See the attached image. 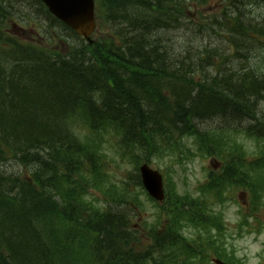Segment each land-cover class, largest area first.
<instances>
[{
  "label": "bare ground",
  "instance_id": "6f19581e",
  "mask_svg": "<svg viewBox=\"0 0 264 264\" xmlns=\"http://www.w3.org/2000/svg\"><path fill=\"white\" fill-rule=\"evenodd\" d=\"M115 1L109 0L110 5ZM127 1L120 0V3L126 5ZM134 1V10L116 6L117 13L107 20L112 31L123 21L130 20H134V30L145 28L134 31L137 40L157 37L161 31L193 29V22L173 0ZM28 3L27 0H13V8L22 11ZM210 3L211 0H197L200 12ZM31 4L38 6L35 2ZM255 19L264 26V12L256 10ZM227 36L222 40L224 46L238 43L231 35ZM203 47L223 56L214 46ZM150 50L154 54L151 60H147L152 56L149 48L145 42H140L132 43L123 55L85 53L72 65L38 61L41 68L37 76L49 88L50 97L41 98L40 94H35L30 100L26 89L10 95L1 92L0 129L16 149V157L8 162L0 155V264H61L63 257L67 259L66 264L75 263L79 252L84 250L86 256L90 255L96 242L109 239V247L117 248L115 239L127 232L124 214L113 213L109 219L102 217L91 223L95 232L89 234L72 211L63 213L55 205L51 194L45 196L42 192L38 197L23 182L26 168L48 178L70 152L78 151L79 156H86V151L78 144L80 129L74 124L79 117L89 114L94 126L104 127L120 116L118 108L124 107L122 112L127 115L124 122L133 138L149 125L170 124L173 110H178L183 117L207 115L208 120L216 122L247 119L253 114L246 99L232 100L222 93L217 77L207 76L202 84L193 82L191 73L184 71L178 58L186 52L179 51L174 44L160 41ZM110 86L122 87L115 89L120 91L118 102L110 108L107 102L100 100H97L100 106L96 111L84 107L80 95L74 94L76 91L88 94L92 89L95 99L94 89ZM52 97L57 99L53 101ZM10 99L23 104H12ZM232 105L237 106L228 110ZM252 120L256 127L264 128V117L255 116ZM227 127L231 129V123H227ZM53 183L51 175L48 185ZM112 194L118 192L113 190ZM69 225L79 226L80 230L71 229ZM123 239L127 243L132 237L124 236Z\"/></svg>",
  "mask_w": 264,
  "mask_h": 264
},
{
  "label": "trees",
  "instance_id": "16d2710c",
  "mask_svg": "<svg viewBox=\"0 0 264 264\" xmlns=\"http://www.w3.org/2000/svg\"><path fill=\"white\" fill-rule=\"evenodd\" d=\"M130 1L131 4H129ZM194 1L197 3V0ZM258 3L264 4V0H247L248 8ZM104 5L106 6V9L114 15L117 13L115 11L117 5H123L124 7H129L134 10L136 2L134 0H128L126 5H124V3H120V0H116L114 4H111V6L109 0H105ZM176 5L179 6L184 13L186 12L187 4L182 5L178 2ZM223 13L225 14L227 20H232L233 22L230 34L232 35L237 33L239 36V38H237L238 43H233V45L235 46V50L238 51V55L241 60L246 59V61H248L250 58H253L257 59L258 63H256L257 65H254L250 70H243V74H241L238 70L232 71L229 77L221 74L229 83L221 81L220 74H217L214 77L218 78L216 82H218L221 91L225 96L232 100L246 99L245 102L250 103L253 108L254 103H257L264 96V42L260 37L252 39L249 36L248 30L242 28L240 29L241 24L238 20V14L230 17L227 12ZM245 16L250 18L251 22H253V18L250 16L249 12H247ZM134 29L133 21L131 20L123 21V23L116 29L118 35L122 34L121 38L124 37V34L131 35V39L127 40V43L123 44L121 50L118 52V55H123L125 51L130 49L132 43L135 45L140 42H145L149 48L150 54L152 53V56L148 57L147 60H151L154 54L150 50V47L153 44L160 41L167 44H174L170 37L166 36L168 31L159 32L157 37H144L140 38L143 40H137L134 38L136 36L134 31L145 28L138 27L136 30ZM215 31L218 33L220 32L219 29H215ZM206 32L208 31L206 30ZM110 41L112 47L119 48V46L115 43V40L111 39ZM104 46L105 44L98 43L99 50H105ZM7 52H10V50ZM17 53V56L14 57L17 60L15 64H13V60L10 55L0 59V67H5L4 70L1 68L3 72H0V96L1 92H9L10 95L12 92H18L26 89L30 94V100L35 97V94H40L41 98L44 97L42 94L43 89L45 88L46 91H49V88L38 79L37 72L41 68L38 65V61L43 62L50 59L41 57L30 68V66L24 61L23 56L25 50L22 48ZM78 59L79 58H74L71 62H59L72 65L76 63ZM193 65V60L189 59L184 65V71L190 72L192 75ZM10 66H12L11 70H9ZM192 81L197 83L193 76ZM117 88L122 87H116L115 89ZM9 89L11 90L9 91ZM98 89L101 91L102 103L107 102L109 104V108L117 104L120 91L115 90L114 87L111 86L106 88L100 87L94 89L93 91L95 92ZM88 92L92 93V89H89ZM74 94L80 95L81 103H85L84 98L88 94L81 93L80 91H76ZM116 95L117 98L115 97ZM88 97L90 98V95H88ZM55 99L57 98L52 97L53 101ZM52 100L50 98V101L56 105V102H53ZM10 102L12 104L17 103L18 105L23 104L14 99H10ZM234 106L237 105L230 106L228 110H232L231 108ZM122 109L118 108L120 116L114 117L111 122L116 125L118 130L128 132V126L124 122L127 115L122 112ZM172 115L174 118L170 123L174 124L175 120L178 119L183 123L184 128L187 130H191L192 118L197 119V117L194 116L185 117V115L183 117L178 110H173ZM147 127L145 130H140V134L143 133L145 135ZM78 144L86 151V156H79L78 151L70 152L68 158L59 162L52 171L51 175L54 176L53 184L48 185V183L51 182V175L48 178L45 176H39L35 173V171H33V169L26 168L31 172V179L23 178L25 186L30 188L32 193L38 197L42 192L45 193V196L47 193L51 194L54 197L55 205H58L63 213L72 211L79 218L81 224H83L89 234H93L95 232L90 226L94 221L102 217L109 219L113 213H122L125 216L123 224L127 230L123 237L131 236L132 239L127 243H125L123 237L115 239L118 246L117 248L114 245L109 247L107 243L111 241L109 239L107 241L103 240L101 242H96L93 245V252L90 255L86 256L83 250L82 252H79L78 259H76L75 263L72 262L71 264H145L147 263V257L151 254H156L159 264H168L169 262L172 264H179L177 260V253L181 252L184 248L188 249L189 253H194L195 247H191L190 244L197 241H192L185 237L181 233V230L187 222L202 223L203 228L206 231L209 230L208 225H213V223L211 218L208 217L207 213L209 212L205 200H199L200 198L196 199L189 196H180L177 194L175 189L171 190L170 203L165 209L169 219L168 224H166L168 232L160 234L157 230L158 226L153 225V243L150 246L145 247L141 244V240H137L133 232L129 230L131 225L129 210L137 197V193L134 192L130 184H124L122 186H117L116 184L107 185L109 189L107 195L108 199L111 201V204L107 208H103L95 204L91 199H84L83 193H87L90 186L98 188L105 186L104 183L107 181V175L105 173L106 165L96 149H92L89 146L80 143L79 140ZM239 151H232L226 156L225 171L227 170L230 172V176L239 171V174L234 177H230V181L233 182L234 178H239L243 183L252 187L254 191H256L255 193L258 197H260L262 193H260L259 189L256 188L253 182V177L250 173V167L248 165H259V168L264 167V146L263 151L261 153H256L254 161L251 163L247 160L246 156L239 153ZM0 155L4 159H6L9 155L14 158L16 157V149L13 145L8 143V137L1 129ZM223 177L225 178L227 176L224 175ZM222 183L223 180H219L215 182L214 187L219 188ZM208 187H210L209 183L206 186V189ZM113 190H116L118 194H112ZM69 227L77 231L80 230L79 226L76 225H69ZM207 241L208 240L204 238L202 243H199V247L191 256V259H186V261H190L200 255L205 256L208 250V247L205 245ZM66 261L67 259L63 257L61 264H66Z\"/></svg>",
  "mask_w": 264,
  "mask_h": 264
},
{
  "label": "rangeland",
  "instance_id": "374dc122",
  "mask_svg": "<svg viewBox=\"0 0 264 264\" xmlns=\"http://www.w3.org/2000/svg\"><path fill=\"white\" fill-rule=\"evenodd\" d=\"M215 6L216 2L213 1L211 3V7ZM25 33L29 35L31 31L25 30ZM182 34L183 33L179 35L180 40L183 38ZM182 56H179L178 58L181 59ZM220 79L221 81L229 83L221 74ZM42 92L44 96H48V92L45 88ZM115 97L117 98V95ZM154 164L158 165V161L154 160ZM218 164L219 163L216 162V165ZM211 165V159H203L199 157H197L194 161L182 166L176 165L175 167L179 166L176 179L179 181L180 187L189 188L191 191H194L197 183L201 180L203 181L205 170ZM159 166L163 167V165L160 163ZM113 168L119 175H121V164H113ZM237 197L240 201H238ZM232 198V200H228L229 204L226 206L224 214L229 233L233 235L231 242L236 246L238 254L247 259L248 264H264V225L262 227V231L260 232H257L255 230H253L252 232H247V230H245L244 234L240 235L239 237L237 235L238 223L242 217L241 213H239V210L241 206L243 207L246 197H244V195H241L240 191H236ZM148 207L149 209L152 208L151 204H149ZM151 212L152 210H148L147 214V217H149L150 219L152 218ZM261 216L264 220V214H262Z\"/></svg>",
  "mask_w": 264,
  "mask_h": 264
},
{
  "label": "water",
  "instance_id": "95a60500",
  "mask_svg": "<svg viewBox=\"0 0 264 264\" xmlns=\"http://www.w3.org/2000/svg\"><path fill=\"white\" fill-rule=\"evenodd\" d=\"M152 190H153L155 193L158 192V188H157V187L152 186Z\"/></svg>",
  "mask_w": 264,
  "mask_h": 264
}]
</instances>
